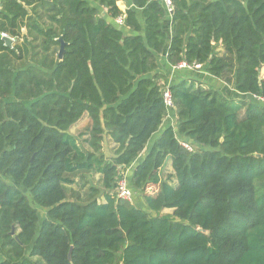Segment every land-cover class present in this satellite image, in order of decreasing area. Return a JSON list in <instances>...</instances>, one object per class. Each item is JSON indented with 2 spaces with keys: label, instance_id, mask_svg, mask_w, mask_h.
Returning a JSON list of instances; mask_svg holds the SVG:
<instances>
[{
  "label": "trees",
  "instance_id": "16d2710c",
  "mask_svg": "<svg viewBox=\"0 0 264 264\" xmlns=\"http://www.w3.org/2000/svg\"><path fill=\"white\" fill-rule=\"evenodd\" d=\"M118 1L0 0V264H264V0ZM165 53L246 98L180 76L163 128Z\"/></svg>",
  "mask_w": 264,
  "mask_h": 264
},
{
  "label": "crops",
  "instance_id": "0c3cea01",
  "mask_svg": "<svg viewBox=\"0 0 264 264\" xmlns=\"http://www.w3.org/2000/svg\"><path fill=\"white\" fill-rule=\"evenodd\" d=\"M122 3H123V6L125 7V9H127L129 5L124 0H122ZM122 11H125V10H122ZM167 57L168 56L166 55V53H165V55L164 54L160 55V58H159L160 68H159L158 73L165 77L164 82L169 84L170 87L173 85V83L175 81H177L178 77L181 76V77L194 79L196 82L204 84L206 86L214 87L215 89L220 91L226 98H228L230 100H243L246 98L245 95H241L236 90L231 88L229 85L218 80L217 78L211 77L204 70H202V71L201 70H175L174 67L168 63ZM172 114H174V112ZM168 123L172 124L173 127L176 126V113H175V115L172 116V118L170 120L165 119L162 127L164 128ZM74 132H75V129H74ZM161 132H162V129L159 133H157L152 138L151 143L149 144V146L147 147V150H145L143 155H145L146 152H148V150L151 147V144L161 134ZM141 158H142V156H141ZM134 167L135 166H133V170H134Z\"/></svg>",
  "mask_w": 264,
  "mask_h": 264
},
{
  "label": "built area",
  "instance_id": "2783aa9c",
  "mask_svg": "<svg viewBox=\"0 0 264 264\" xmlns=\"http://www.w3.org/2000/svg\"><path fill=\"white\" fill-rule=\"evenodd\" d=\"M160 2H162L166 8L168 13L172 14L173 10H174V4L172 0H158ZM117 23H119L120 25H123L124 23V18L120 17L117 19ZM1 37H8L7 34L2 33ZM175 70H200L201 66L194 64V65H189L187 64L185 61L180 62L178 65L173 66ZM163 99H164V104L165 107L168 111L167 117L166 118H172L173 116V112H175V104L173 101V96H172V91L170 89L169 84L165 83V87L163 89ZM259 100L264 102V99L260 98ZM181 144L183 145V147L185 149H187L188 151H193V147L186 142H181ZM116 196L118 198V200L121 201H125V202H132L133 200V193L129 187V182H128V178L126 176V174L123 176L122 179L119 180L117 188H116Z\"/></svg>",
  "mask_w": 264,
  "mask_h": 264
},
{
  "label": "rangeland",
  "instance_id": "374dc122",
  "mask_svg": "<svg viewBox=\"0 0 264 264\" xmlns=\"http://www.w3.org/2000/svg\"><path fill=\"white\" fill-rule=\"evenodd\" d=\"M118 7L120 8V10H125V11H126L125 7L123 6L122 0H119V1H118ZM23 33H25V32H23ZM263 68H264V67H263ZM263 68L261 69V77H262V78H264ZM173 115H175V114H173ZM166 120H170V118H166ZM83 126H84V123H81L80 126L77 127V128L75 129V134H78V133H80L81 131H83V130H84V128H82ZM112 147H114V145H113V146L110 145L108 148L111 149ZM132 170H133V167L131 166V167L127 170V172H126V176H127V178H128V182H129L130 173L132 172ZM173 173H174V171H173V168H172V164H171V162H169L168 165L166 166L165 170H164L163 178H164V179H167L168 176H169V175H172ZM92 179H93V182H94L95 184H98L99 181H100V176H99V175H95V176L92 177ZM171 183H172L173 185H177V182H176L174 179L172 180ZM88 187H89V186L86 185L85 188H81V189H80L79 186H74L73 188H69L68 194H69V196H70V195L72 194V191H71V190H74V189H75L74 191H76V192H80L81 196H82V197H85L86 192H87V190H88ZM139 200H140V197L135 195V196H133V200H132L131 203L139 204ZM140 201H141V200H140ZM39 213H40V217H42V216H46V214H45V212H44L43 210H39ZM165 213H171V211H166Z\"/></svg>",
  "mask_w": 264,
  "mask_h": 264
},
{
  "label": "water",
  "instance_id": "95a60500",
  "mask_svg": "<svg viewBox=\"0 0 264 264\" xmlns=\"http://www.w3.org/2000/svg\"><path fill=\"white\" fill-rule=\"evenodd\" d=\"M2 39L4 40L7 47H11L14 43V40L10 37H3ZM59 41L61 42V49L59 52V58L62 59L63 54H64V50H65V43L63 42L62 38H60Z\"/></svg>",
  "mask_w": 264,
  "mask_h": 264
}]
</instances>
